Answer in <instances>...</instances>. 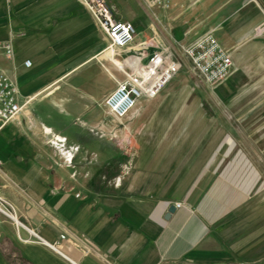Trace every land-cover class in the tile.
I'll return each instance as SVG.
<instances>
[{"label": "crops", "instance_id": "0c3cea01", "mask_svg": "<svg viewBox=\"0 0 264 264\" xmlns=\"http://www.w3.org/2000/svg\"><path fill=\"white\" fill-rule=\"evenodd\" d=\"M108 1L135 27L128 48L81 0H0V69L23 105L0 130V196L46 242L0 212V264H264V153L236 150L235 110L167 91L208 31L233 59L228 93L238 69L263 72L264 0ZM161 50L179 73L113 118L106 96Z\"/></svg>", "mask_w": 264, "mask_h": 264}, {"label": "built area", "instance_id": "2783aa9c", "mask_svg": "<svg viewBox=\"0 0 264 264\" xmlns=\"http://www.w3.org/2000/svg\"><path fill=\"white\" fill-rule=\"evenodd\" d=\"M149 9L170 8L172 0H139ZM85 8L91 13L98 27L106 34L110 47L125 49L135 41L136 30L133 23L119 16L118 8L108 0H81ZM7 57L14 55L10 43L4 45ZM185 59L193 72L199 74L209 86H217L225 81L232 72L233 59L224 49L213 31H208L193 43L182 46ZM31 62L27 60L26 66ZM180 63L176 59H169L164 51H159L152 60L142 66L133 67L126 73L124 80L118 83L113 92L104 99V104L113 118H125L143 98H154L179 73ZM18 86L0 69V130L14 120L22 111L23 105L19 101ZM27 102V101H25ZM1 165V162H0ZM175 208L187 207L184 202H176ZM0 212L15 220L18 227H25L39 241L46 243L34 230L20 222L0 196ZM65 239V235L61 236ZM53 249L59 251L55 246Z\"/></svg>", "mask_w": 264, "mask_h": 264}, {"label": "rangeland", "instance_id": "374dc122", "mask_svg": "<svg viewBox=\"0 0 264 264\" xmlns=\"http://www.w3.org/2000/svg\"><path fill=\"white\" fill-rule=\"evenodd\" d=\"M135 1L131 0L133 4ZM156 27L163 28V21L157 16L153 17ZM251 70L238 69L236 72V84L232 87L231 93L226 91V79L217 86L207 85L196 72L189 67L184 68L182 72L170 84L169 90H179L186 85L192 95L188 104H193L195 109L219 108L222 110H235L236 116L230 118L232 125L236 127L235 137L230 135V140L236 143V150L242 148L248 141L253 157H257L253 152H259L261 155L262 146H264V71L257 72L254 68L253 75ZM250 74V75H248ZM127 123L120 126L124 128ZM247 126V128H243ZM125 135V134H124ZM124 141H129L130 136L125 135ZM229 139L228 136L226 140ZM246 148V149H247ZM262 157V156H260Z\"/></svg>", "mask_w": 264, "mask_h": 264}, {"label": "water", "instance_id": "95a60500", "mask_svg": "<svg viewBox=\"0 0 264 264\" xmlns=\"http://www.w3.org/2000/svg\"><path fill=\"white\" fill-rule=\"evenodd\" d=\"M175 210V206H172L171 209H170V214Z\"/></svg>", "mask_w": 264, "mask_h": 264}]
</instances>
